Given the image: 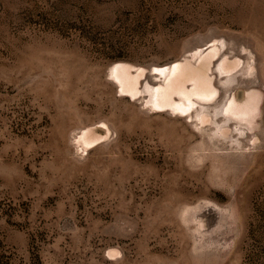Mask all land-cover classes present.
<instances>
[{
  "label": "rangeland",
  "instance_id": "1",
  "mask_svg": "<svg viewBox=\"0 0 264 264\" xmlns=\"http://www.w3.org/2000/svg\"><path fill=\"white\" fill-rule=\"evenodd\" d=\"M0 264H264V0H0Z\"/></svg>",
  "mask_w": 264,
  "mask_h": 264
}]
</instances>
